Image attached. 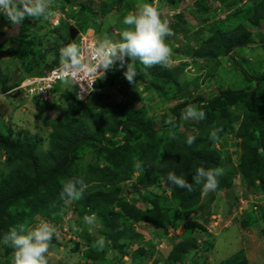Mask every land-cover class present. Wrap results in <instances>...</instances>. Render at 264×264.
Returning <instances> with one entry per match:
<instances>
[{
  "label": "trees",
  "instance_id": "1",
  "mask_svg": "<svg viewBox=\"0 0 264 264\" xmlns=\"http://www.w3.org/2000/svg\"><path fill=\"white\" fill-rule=\"evenodd\" d=\"M71 1L73 0H62L64 4ZM145 1L147 4L151 3V0ZM212 2L229 7L236 5V0ZM110 3L109 6L124 7V0H111ZM109 6L102 1L100 10L105 13ZM84 8L83 5L78 14H84ZM209 10L204 7L196 11L198 23L209 20ZM246 11L243 21L229 30H211L208 38L190 48L192 55L199 59L216 60L219 55H231L232 58L233 50L247 44L250 37L249 26L260 27L264 21V0L254 1ZM78 14L69 15L73 20L78 19L75 24L77 29L86 26ZM39 20L38 18L35 23ZM179 22L183 23V17L178 15L170 28L176 33L186 34L188 30ZM29 25L30 20L26 18L19 26L16 36L3 39V32L0 33V44L10 42L11 39L23 44L17 57L22 69L16 70L10 82L4 76L1 78L2 84L0 83V94L20 101L26 98L21 91L15 89L25 77L40 76L44 74L45 66L50 69L59 65V48L53 51L54 57L46 61V51L39 49L41 44L26 41ZM59 27L50 30L57 33ZM198 32L201 34L204 29L201 28ZM57 36L63 38V45L70 44L69 33L67 38L59 33ZM27 54L33 56L28 62L24 58ZM126 61L131 62L128 58ZM232 61L242 68L246 86L222 89L206 99L198 96L191 100L193 94L187 92L185 97L190 100L172 109L173 123L161 127L160 130H165V136L161 135L159 129H153L150 121L143 119L144 112L133 111L126 105L119 106L122 116L118 120L115 115L111 120L107 119L106 114L93 116L87 104L76 98L74 87L60 90L59 84L62 82L54 87L53 93L54 96L60 94L65 99L66 118H60L49 126L50 145L47 151L41 149L42 140L38 136L33 138L29 134L14 131L11 126H5L1 122L0 151L6 156V161L0 166V247L4 248L6 254L14 252L11 246L3 243L4 235L10 229L16 228L19 231L23 226L25 230L39 216L45 220L55 219L57 213L67 206L60 199L62 182L82 179L87 187L83 198L73 202L74 214L81 219L94 213L99 223V238H94L90 230L84 233L87 246L82 253L84 258L91 261L102 258L101 253H106V250L101 252L93 244L103 237L104 243L110 244L109 248L117 254L125 255L127 247L136 246L130 258L139 259L142 256L146 260L150 254L143 248L144 236L133 225L146 223L175 230L184 221V217L197 207L201 198L203 184H195L193 181L196 169L203 167L206 170H221L222 153L213 143L220 141L223 133L231 132L233 139H239L235 144L240 148L241 154L234 170L222 171L218 177L217 189L230 186L232 176L239 174L247 187L256 192H264V70L255 75H246L244 62L236 58ZM134 64L137 72L156 83L152 87L160 96L167 92L165 85H178L175 74L167 66L156 65L144 69L140 63L135 61ZM114 69L115 67L106 72L96 89L104 84L105 77L110 72L113 75ZM175 92L174 98L182 97L181 92L176 89ZM194 103L198 110L205 111L206 118L196 120V133L189 134L182 126L179 111ZM34 104L44 109L53 108L52 101H36ZM216 128H222L218 133L219 140L210 138L211 131ZM105 134L109 137L104 145L101 141ZM189 136L195 137V142L190 147L186 143ZM118 137L121 142H114ZM86 150L96 154L95 162L83 164L79 161L81 153ZM136 163H140L142 167L137 169ZM135 172L137 175L131 186L138 195L129 200L128 195L123 193L121 183L129 182ZM169 172L186 178L193 185V191L169 184ZM162 182L169 191V200L152 190ZM140 202L145 204L144 209L137 206ZM261 219L264 224V212ZM197 227L199 224L193 223L191 231ZM79 247V242H76L72 249L78 251ZM190 250H200L192 232L173 244L166 262L179 264ZM244 256L241 251L228 259L227 263L248 264ZM153 264L157 262L154 261Z\"/></svg>",
  "mask_w": 264,
  "mask_h": 264
},
{
  "label": "rangeland",
  "instance_id": "2",
  "mask_svg": "<svg viewBox=\"0 0 264 264\" xmlns=\"http://www.w3.org/2000/svg\"><path fill=\"white\" fill-rule=\"evenodd\" d=\"M102 1L108 6L111 4V0H73L69 4H64L62 0H52L50 6L52 16L63 15L65 20H71L70 22L63 20L57 33L65 38L68 37L70 26H74L78 21L77 18L74 20L69 18V15L78 14L84 5L85 8L82 11L84 14H78V16L80 15L86 26L79 27V32H87V37L93 35L96 40L107 35L114 37V41H118V34L127 27L122 23L123 18L129 13L138 12L144 4H147L145 0H124L123 8L111 5L104 13L100 10ZM254 1L257 0H236V5L229 7L214 4L212 0H173V2L171 0H151L150 5L158 9L161 19L167 20L169 26L179 15L183 17V23L179 22V24L188 30L186 34H183L171 29L173 35L164 38L172 51V63L167 68L175 74L178 85H165L167 92L160 96L153 90L152 85L156 83L151 79L137 72L134 84H129L123 75L125 69L115 68L113 75L110 72L105 77L104 84L98 87L90 100L84 103L92 110L93 116L106 114L109 120L114 115L118 120L122 116L119 106L126 105L133 111L144 112L143 119L150 121L153 129L160 130L162 126L168 124L169 119L173 120L172 109L190 100L185 97L187 92H192L191 100L198 96L206 99L216 95L222 89L246 86L242 68L234 64L232 60L236 58L244 62L246 75H255L256 72L261 73L264 70V42H261V39H264V21L260 27L249 26L250 37L247 44L233 50L232 58L231 55H219L216 60L199 59L192 55L190 48L208 38L212 31L229 30L232 26L242 22L246 10ZM16 2L18 3V0ZM204 7L210 9L209 20L205 23H198L195 13ZM37 19L29 18L30 30L26 41L31 40L34 44L39 42L41 44L39 49L46 51L45 59L50 61L54 57L53 51L66 45H63V38L57 36V33H52L48 19L39 18L40 20L35 23ZM13 27L14 25L0 12V33L3 32L1 38ZM201 28L204 32L200 34L198 30ZM21 47L23 44L13 39L0 44L1 84L3 82L1 78L6 76L8 77L7 82H10L16 70L22 69L17 58ZM24 58L28 62L33 56L27 54ZM136 63L140 62L137 60ZM59 87L60 90L71 89L72 85L66 86L60 83ZM175 89L181 92V98H174ZM52 102V109H44L34 104L36 101L27 102L26 99L20 101V99L0 94V113L1 110L4 111L0 114V125L2 122L5 126H11L14 131L29 134L33 138L38 136L42 140L41 149L47 151L50 145L49 126L60 118L65 120L67 110L66 101L60 97V94H56ZM192 105L197 107L195 103ZM184 109L179 111L181 117ZM181 121L187 133H196V120L181 118ZM160 131L161 135H166L165 130ZM108 137L105 134L101 143L107 144ZM113 141L121 142L120 137ZM237 142L239 139H233V134L230 132L223 133L220 141L213 143L214 147L222 153V171L228 172L235 169L241 154L240 148L235 144ZM95 160L96 154L89 150L82 152L79 159L83 164L92 163ZM5 161L6 156L0 151L1 167ZM136 175L137 172L129 182L121 183L123 193L128 195L129 200L138 195L131 186ZM152 190L163 199L169 200L170 194L164 182ZM73 202L58 212L55 219L45 220L39 216L25 229L26 234L42 221H47L56 228V236L53 237L47 253L48 264H153L154 261L157 264H168L166 259L173 244L180 242L191 232L200 250H190L179 264H228V259L241 251L245 255L244 250H249L248 259L251 264H264V224L261 221L264 212V192H256L247 187L239 174L232 176L230 186L216 189L206 197L201 195L197 207L184 217V221L175 230L162 229L146 223L134 224L135 230L144 236L143 248L150 254L146 260L142 256L139 259L130 258L136 246L127 247L126 254L121 255L109 248L110 244L105 243L103 250L105 249L106 253H101L100 260L91 261L84 258L82 253L87 246L83 237L84 233L90 230V226L85 224L84 218L79 219L74 214ZM137 206L140 209L145 208L142 202L137 203ZM193 223L199 224V227L191 231ZM98 227L99 223L96 221L95 226L90 230L94 238H99ZM76 242H79L80 247L78 251H73L72 247ZM13 253L6 254L4 248L0 247V264H14Z\"/></svg>",
  "mask_w": 264,
  "mask_h": 264
},
{
  "label": "clouds",
  "instance_id": "3",
  "mask_svg": "<svg viewBox=\"0 0 264 264\" xmlns=\"http://www.w3.org/2000/svg\"><path fill=\"white\" fill-rule=\"evenodd\" d=\"M51 2L52 0H18L17 3L16 0H0V12L12 25L17 27L21 26L26 18H51L53 15L50 10ZM56 18L59 19L60 23L65 20L63 15ZM49 19L47 22L51 28ZM67 21L70 22L71 20H65V22ZM122 23L127 27L118 34L119 40L114 41V37L107 35L99 38L97 45L91 50L87 59L82 55L80 47L75 42L59 50V65L56 72L59 73L64 85H71L81 74H102L104 76L107 71L114 67L125 69L123 71L125 79L129 84H134L137 77L135 61L138 60L144 69L156 65L168 66L172 63V51L165 43L164 38L173 35V32L169 22L161 19V14L156 7L144 4L138 12L127 14ZM70 27L76 28L75 25ZM126 58L131 62H127ZM45 69H47L46 66ZM181 118L184 120H204L206 113L203 109L198 110L196 106L188 105L183 110ZM167 123L172 124L173 121L169 119ZM221 131L222 128L214 129L210 133V138L219 140L218 133ZM194 142L195 137L193 136H189L186 141L189 147ZM135 167L140 169L142 165L136 163ZM221 174L222 170L220 169L206 170L203 167L196 169L193 181L195 184H203L202 196L206 197L210 192L216 191L219 186L218 177ZM167 181L180 189L193 191V185L186 178L177 176L174 172L167 174ZM86 187L82 179L62 182L60 199L64 200L65 204L78 201L83 198ZM84 222L92 230L96 222L95 214L85 215ZM54 236H56V228L51 223L42 221L35 228L27 231L26 234L23 226L20 227L19 231L16 228L10 229L4 235L3 243L14 249V264H48L47 253ZM93 247L103 250L104 238L98 239Z\"/></svg>",
  "mask_w": 264,
  "mask_h": 264
},
{
  "label": "built area",
  "instance_id": "4",
  "mask_svg": "<svg viewBox=\"0 0 264 264\" xmlns=\"http://www.w3.org/2000/svg\"><path fill=\"white\" fill-rule=\"evenodd\" d=\"M51 28L60 24L55 16L49 19ZM87 32H78L74 42L80 47L85 59L89 58L90 52L97 45L98 40L93 35L87 37ZM77 38V41H76ZM58 66L45 69L40 76L25 77L15 89L21 91L24 98L28 101L46 103L52 101L54 97V87L61 82L59 73L56 72ZM106 74V73H105ZM104 74V75H105ZM102 74L85 75L81 74L71 85L74 87L75 96L79 101L86 102L95 93Z\"/></svg>",
  "mask_w": 264,
  "mask_h": 264
},
{
  "label": "water",
  "instance_id": "5",
  "mask_svg": "<svg viewBox=\"0 0 264 264\" xmlns=\"http://www.w3.org/2000/svg\"><path fill=\"white\" fill-rule=\"evenodd\" d=\"M19 26H14L11 28L4 37H9V36H16L18 34ZM78 34V30L74 27H70L69 29V42L72 43L75 40L76 35ZM3 37V38H4ZM47 68V67H46Z\"/></svg>",
  "mask_w": 264,
  "mask_h": 264
},
{
  "label": "crops",
  "instance_id": "6",
  "mask_svg": "<svg viewBox=\"0 0 264 264\" xmlns=\"http://www.w3.org/2000/svg\"><path fill=\"white\" fill-rule=\"evenodd\" d=\"M244 251H245V256H246V259L248 261V264H251V262H249V259H248L249 250H244Z\"/></svg>",
  "mask_w": 264,
  "mask_h": 264
}]
</instances>
